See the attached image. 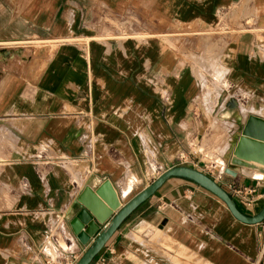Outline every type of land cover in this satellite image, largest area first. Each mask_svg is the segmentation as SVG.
<instances>
[{
	"label": "crops",
	"instance_id": "0c3cea01",
	"mask_svg": "<svg viewBox=\"0 0 264 264\" xmlns=\"http://www.w3.org/2000/svg\"><path fill=\"white\" fill-rule=\"evenodd\" d=\"M131 21L143 38L120 35ZM222 22L235 32L223 37L221 65L207 64L211 85L198 38L212 32L214 53ZM250 115L264 119V0H0V264H45L44 247L78 262L90 244L70 211L86 186L110 181L125 205L178 166L257 215L264 174L230 163ZM234 185L252 189L254 204ZM91 264H264V222L241 223L174 177Z\"/></svg>",
	"mask_w": 264,
	"mask_h": 264
},
{
	"label": "water",
	"instance_id": "95a60500",
	"mask_svg": "<svg viewBox=\"0 0 264 264\" xmlns=\"http://www.w3.org/2000/svg\"><path fill=\"white\" fill-rule=\"evenodd\" d=\"M230 163L264 174V119L250 115L242 125L240 137L233 149ZM226 173L236 177L230 169ZM189 180L222 201L239 222L257 225L264 222V207L255 216L242 213L231 196L208 175L189 167L178 166L160 175L151 185L122 205L110 181L97 187L86 186L71 209L70 227L83 245L90 244L76 264H91L122 222L148 200L168 179Z\"/></svg>",
	"mask_w": 264,
	"mask_h": 264
},
{
	"label": "rangeland",
	"instance_id": "374dc122",
	"mask_svg": "<svg viewBox=\"0 0 264 264\" xmlns=\"http://www.w3.org/2000/svg\"><path fill=\"white\" fill-rule=\"evenodd\" d=\"M134 23L138 24V22H129V23H119V26H118V31L120 33V35H122V31H126V28H129V31L130 33H128L129 35L127 36H132V37H136V38H143L144 35L138 33L135 31V28H134ZM232 24H234L233 22H231V24L229 22H222V24L218 27V33L221 35L220 37V45H218L215 49V52L214 53H210V51H212L213 48H210V47H213V34L212 32L209 34V33H205V34H199V46H200V50H202V52L199 54V57H197V60L200 65H204V68L200 70V72H202L206 78H202L204 81H206V83H209L211 85H214V83L216 82V77L215 75L213 74V72H211V70H208L207 69V64L208 63H211L214 61V59H216L218 61V63H222V51H224V46L226 45L224 42H223V37L226 36V33L227 32H231L232 34L235 32V30L232 28ZM246 30L245 28L241 27L238 29V31H244ZM221 65V64H220ZM222 78V77H221ZM223 80V79H222ZM222 82V81H220ZM212 92H214L215 94L219 95V93L221 92V89H215L213 88L211 90ZM220 91V92H219ZM241 105H243L242 102H239ZM224 105H226V107L230 110L229 113L231 112H234L236 109H237V105L235 102H231L230 105L228 103H223ZM212 109L214 110L215 109V105L214 107H212ZM228 114V113H227ZM236 114V117L239 118V114L238 113H235ZM225 126H229V125H225ZM231 127H236V123L232 122ZM221 152V153H220ZM225 152V151H223ZM222 152V150H217L215 154L213 153H210V154H207V157L212 160V161H220V159L217 157V155H223L224 153ZM62 246L64 248H66L63 244ZM77 263V261H76Z\"/></svg>",
	"mask_w": 264,
	"mask_h": 264
},
{
	"label": "built area",
	"instance_id": "2783aa9c",
	"mask_svg": "<svg viewBox=\"0 0 264 264\" xmlns=\"http://www.w3.org/2000/svg\"><path fill=\"white\" fill-rule=\"evenodd\" d=\"M233 192L242 199L246 205L251 206L255 202V198L252 196L254 191L246 187L232 186ZM51 238L53 233L51 232ZM42 254L46 256L45 264H76V259L73 257H65L59 251L52 249L51 247H44L41 250ZM53 253V254H52Z\"/></svg>",
	"mask_w": 264,
	"mask_h": 264
},
{
	"label": "bare ground",
	"instance_id": "6f19581e",
	"mask_svg": "<svg viewBox=\"0 0 264 264\" xmlns=\"http://www.w3.org/2000/svg\"><path fill=\"white\" fill-rule=\"evenodd\" d=\"M222 81H224V80H222ZM240 109H242L243 110V108H240ZM225 150V149H224ZM223 152V151H222ZM221 153V152H220ZM224 153V152H223Z\"/></svg>",
	"mask_w": 264,
	"mask_h": 264
}]
</instances>
